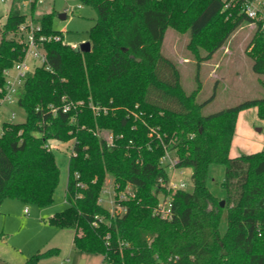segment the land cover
I'll return each instance as SVG.
<instances>
[{"label":"trees","instance_id":"obj_1","mask_svg":"<svg viewBox=\"0 0 264 264\" xmlns=\"http://www.w3.org/2000/svg\"><path fill=\"white\" fill-rule=\"evenodd\" d=\"M78 1L97 14L92 51L81 53L64 41L47 44L50 69L37 67L19 90L26 120L4 121L0 134V213L6 199L40 207L53 202L61 170L47 145L73 139L67 208L50 223L74 230L81 253L101 256V264H264V150L230 155L239 115L257 108L264 121V98L204 115L201 86L188 93L178 65L162 52L169 28L188 30L194 54L207 50L198 57L200 70L244 22L254 23L241 2L228 10L227 0ZM20 3L12 0L1 28L0 90L5 71L25 57L23 25L40 23L45 34L64 39L53 29L54 13L36 18L33 4L28 16ZM247 53L253 71L264 76L259 24ZM65 104H73L68 113ZM167 152L178 157L179 167L192 169V188L174 193L170 221L154 213L161 193L168 195L161 163ZM215 166L225 167L223 198L210 188L218 184ZM108 178L120 195L113 211L101 202ZM58 253L40 251L24 264Z\"/></svg>","mask_w":264,"mask_h":264},{"label":"rangeland","instance_id":"obj_2","mask_svg":"<svg viewBox=\"0 0 264 264\" xmlns=\"http://www.w3.org/2000/svg\"><path fill=\"white\" fill-rule=\"evenodd\" d=\"M234 1L230 0L226 4L228 10L235 7ZM11 3L12 0L5 3L0 0V38L1 28L7 21ZM20 9L23 14L32 15L30 5L24 0H21ZM50 13H54L53 29L62 33L65 44L79 47L90 41V30L95 25L97 17L94 9L82 5L78 0H44L36 8L34 16L39 18ZM62 14H66V19L60 18ZM255 31L254 23L244 22L211 60L202 62L199 70L198 57H204L207 50L201 47L199 54H194L190 47V31L178 32L173 28L168 29L162 52L178 65L183 88L188 93L201 86L198 102H208L203 110L204 115H213L246 101L264 98V86L261 83L264 76L253 71V61L247 53L248 44ZM29 63L31 68L28 76H31L35 67L34 62ZM256 113L257 108H251L239 117L232 155L251 154L249 151L251 148L260 149L257 144L264 150V121L260 120ZM25 120L26 111L17 101L5 103L0 108V134L4 121L22 123ZM50 143L54 145L52 151L61 170L54 200L44 207L36 204L26 205L16 199H6L3 202L0 213V258L10 264H24L27 258L40 251L57 248L59 249L57 255L43 259L40 264H101V256L84 254L75 248L74 230L63 229L50 223L53 215L67 208L65 196L74 140ZM246 145L252 146L246 149ZM184 172L191 189L192 169L185 168ZM211 172L218 184H211L210 188L213 193L223 198L220 184L224 179L225 167L215 166ZM114 194L113 179L108 178L101 202L111 211L115 208L117 197V194L116 196ZM27 208L28 214L25 213ZM225 229L226 216L221 223V230Z\"/></svg>","mask_w":264,"mask_h":264},{"label":"built area","instance_id":"obj_3","mask_svg":"<svg viewBox=\"0 0 264 264\" xmlns=\"http://www.w3.org/2000/svg\"><path fill=\"white\" fill-rule=\"evenodd\" d=\"M7 2V0H1ZM30 7L33 4H40L44 0H24ZM230 1V0H227ZM233 1V0H231ZM241 2L243 12L250 18L254 24H259L264 31V0H238ZM79 8H81L79 6ZM21 42L25 46V57L21 62L15 64L11 69L5 71L6 83L4 88L0 90L3 96L0 98V108L5 104H11L17 101L19 90L23 86L25 80L29 77V69L31 65L29 61L34 62L35 69L37 67H46L47 53L45 46L50 43L63 42L64 39L60 34H45L43 26L40 23L29 21L21 27ZM76 48L77 46H73ZM33 64V63H32ZM73 104H65L63 112L68 113L72 109ZM55 112V110H54ZM47 147L52 150L54 145L49 143ZM162 166L168 173V180L162 186L168 192V195L161 193L159 203L155 207L154 213L162 220H172L174 217L173 195L177 191L189 189V181L185 178V168L179 167V159L172 152H167L161 160ZM116 196V193L114 194ZM120 198L126 199L124 195ZM125 208L120 207V212H125ZM28 214V208L25 209Z\"/></svg>","mask_w":264,"mask_h":264},{"label":"water","instance_id":"obj_4","mask_svg":"<svg viewBox=\"0 0 264 264\" xmlns=\"http://www.w3.org/2000/svg\"><path fill=\"white\" fill-rule=\"evenodd\" d=\"M60 18H62V19H66V14H62V15H60ZM75 49H76L77 51L81 52V53H89V52L92 51V44H91L90 41H88V42L82 44L81 46L76 47ZM224 205H225V202L222 201V202H221V206L224 207Z\"/></svg>","mask_w":264,"mask_h":264},{"label":"crops","instance_id":"obj_5","mask_svg":"<svg viewBox=\"0 0 264 264\" xmlns=\"http://www.w3.org/2000/svg\"><path fill=\"white\" fill-rule=\"evenodd\" d=\"M247 111V110H246ZM243 112H245V111H243ZM243 112H241V114L243 113ZM241 114L239 115V117L241 116ZM256 116L258 117V115H257V113H256ZM238 121H239V119H238ZM237 128H238V122H237V126H236V132H237ZM236 132H235V137H236ZM235 137H234V141H235ZM234 141H233V144H234ZM233 144H232V147H231V152H232V149H233ZM258 145V148H260L258 151H261V150H263V147H261V145H259V144H257ZM248 145H246L245 147H246V149L247 148H251V146H248ZM255 149H253V148H251L249 151L251 152V153H255L257 150H255ZM257 151V152H258ZM236 154V153H235ZM231 155V157H237V156H240V155H232V153L230 154ZM1 259V258H0ZM1 260H3V259H1ZM3 261H5V260H3ZM6 263H8V264H10L8 261H5Z\"/></svg>","mask_w":264,"mask_h":264}]
</instances>
